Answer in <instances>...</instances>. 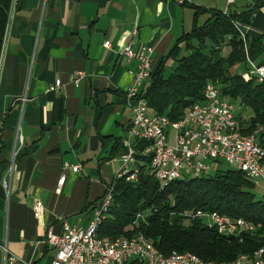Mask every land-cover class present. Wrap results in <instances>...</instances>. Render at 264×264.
<instances>
[{"label": "crops", "instance_id": "obj_1", "mask_svg": "<svg viewBox=\"0 0 264 264\" xmlns=\"http://www.w3.org/2000/svg\"><path fill=\"white\" fill-rule=\"evenodd\" d=\"M254 2L236 0L232 9ZM195 6L229 8L226 0L9 1L0 44V264H52L47 234L60 233L63 221L89 224L85 208L102 201L122 169L136 104L127 93L138 61L123 51L152 47L154 74L191 32ZM248 18L240 26L247 61L232 69L243 77L264 66V7L245 25Z\"/></svg>", "mask_w": 264, "mask_h": 264}, {"label": "trees", "instance_id": "obj_2", "mask_svg": "<svg viewBox=\"0 0 264 264\" xmlns=\"http://www.w3.org/2000/svg\"><path fill=\"white\" fill-rule=\"evenodd\" d=\"M9 1L1 0L0 4V44ZM232 7L226 11L193 7L191 32L176 41L140 95L152 112L178 122L196 103L204 101L206 86L216 83L221 99L241 110L236 118L242 134L251 135L258 126L264 128V83L232 72L247 61L245 38L240 31L242 20L263 8L264 0H255L249 10L240 14ZM169 59L174 64L168 69L165 64ZM145 147L146 143L137 145L138 180L115 179L109 186L113 189V203L98 238L124 235L131 239L141 234L165 257L175 252L191 253L215 263L232 262L264 249V195H256V187L244 173L217 168L209 175L179 179L161 189L150 160L140 154ZM94 210L95 206L85 208L90 213ZM199 211L244 220L252 230L222 236L195 217ZM139 214L144 220L138 221ZM124 264L143 263L133 259Z\"/></svg>", "mask_w": 264, "mask_h": 264}, {"label": "built area", "instance_id": "obj_3", "mask_svg": "<svg viewBox=\"0 0 264 264\" xmlns=\"http://www.w3.org/2000/svg\"><path fill=\"white\" fill-rule=\"evenodd\" d=\"M18 2L19 0H15ZM236 0H226L227 6L235 5ZM136 34V33H135ZM110 47V42L104 45ZM152 47H143L135 51L129 44L123 51L128 60L138 61V68L133 73L135 85L128 91L127 97L135 101L132 124L127 138L124 140L122 154L123 166L116 179H126L136 182L139 177V154L137 145L146 143L140 152L141 156L152 164H160V173L154 175L160 180H170L172 177L209 175L217 169L220 163H226L244 173L255 187L261 189L264 195V130L257 129L249 137H239L240 123L236 118L235 107L223 101L216 83H209L204 92V101L196 103V112L188 115V124H178L168 117L158 115L150 110L145 100L140 99L139 87L150 80L152 72ZM2 63L0 61V77ZM249 78H256L264 83V66L254 67L249 71ZM60 86V81L56 83ZM173 141L174 144L170 142ZM73 173H78L80 166L68 167ZM66 182V176L58 181L57 192L61 193ZM113 203V189L108 188L107 194L95 207L89 224L83 228L72 226L67 221L62 222V231H50L46 244L56 251L52 264H124L138 259L143 264H204L201 259H193L184 253H177L172 259H157L154 255V244H145L144 235H140L141 248H132L126 244H116V238H107V247H99L95 238H89L91 222L99 216H106L107 205ZM41 203L35 211L40 213ZM203 219L207 227H218V234L234 233L239 220L218 213L199 211L195 215ZM138 215V221L144 220ZM247 231L251 225H245ZM124 236V235H122ZM18 264V263H17ZM218 264V263H211ZM235 264H264L262 255H256L252 261H236Z\"/></svg>", "mask_w": 264, "mask_h": 264}, {"label": "bare ground", "instance_id": "obj_4", "mask_svg": "<svg viewBox=\"0 0 264 264\" xmlns=\"http://www.w3.org/2000/svg\"><path fill=\"white\" fill-rule=\"evenodd\" d=\"M194 112H196V105L192 108V110L190 111V113L188 115H193ZM178 124H188V116L185 117L184 119L178 121ZM257 129L264 130L263 127L258 126L254 130V132H256ZM249 135H244L239 130V137H249ZM151 168H152V172H153L154 175H158L160 173V164H152ZM193 177H197V176H193ZM182 178L183 177H172V178H170L169 181L168 180H160L161 189H164L170 183H172V182H174L176 180L182 179ZM111 206L112 205H107L106 216H99L96 219L95 222H91V224H90L89 238H95V243L99 247H107V238H105V239L98 238V230H99L100 226L102 225V223L107 218V215H108V212H109ZM239 221L242 222L243 224H238V228L234 229V233H224V234H222V236H224V235H233V234L236 235V234H240L242 231H246L247 232V227L245 225H249V224L246 223L244 220H239ZM209 228L210 229H214V230H216L218 232V227H209ZM251 230H252V228H251ZM246 232H244V233H246ZM144 243L145 244H153L145 236H144ZM116 244H126V246H128V247L141 248L140 235H137V236H135V237H133L131 239H128L125 236L118 237V238H116ZM263 250L264 249H261V250L255 252L252 256L242 255V256L238 257L236 260H234L232 262L218 263V264H235L236 261H241L244 258H245V261H252L253 258L256 255H262L263 254ZM154 255H156L157 259H172L174 257V255H175V253L172 254L170 257H165L161 253H159L158 250L154 247ZM184 255L188 256L190 258H193V259H201V258H199V257H197V256H195L194 254H191V253H185ZM211 263H215V262H205L204 261V264H211Z\"/></svg>", "mask_w": 264, "mask_h": 264}, {"label": "rangeland", "instance_id": "obj_5", "mask_svg": "<svg viewBox=\"0 0 264 264\" xmlns=\"http://www.w3.org/2000/svg\"><path fill=\"white\" fill-rule=\"evenodd\" d=\"M246 80H252L253 78H249V76L245 77ZM235 107V106H234ZM238 111V112H237ZM241 110H237L236 107H235V114L236 113H240ZM171 144H174L173 141L170 142ZM217 168H220V169H234L233 167H231L230 165L226 164V163H220ZM191 178H193V176H190V175H186L184 178V180H190ZM255 193L256 195L259 197V198H262L263 195H262V191L260 188L256 187L255 189Z\"/></svg>", "mask_w": 264, "mask_h": 264}]
</instances>
